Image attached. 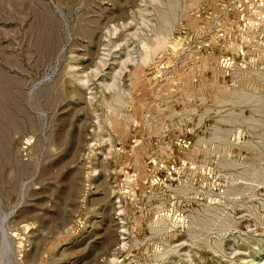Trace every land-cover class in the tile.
<instances>
[{"label":"rangeland","instance_id":"1","mask_svg":"<svg viewBox=\"0 0 264 264\" xmlns=\"http://www.w3.org/2000/svg\"><path fill=\"white\" fill-rule=\"evenodd\" d=\"M0 264H264V0H0Z\"/></svg>","mask_w":264,"mask_h":264},{"label":"bare ground","instance_id":"2","mask_svg":"<svg viewBox=\"0 0 264 264\" xmlns=\"http://www.w3.org/2000/svg\"><path fill=\"white\" fill-rule=\"evenodd\" d=\"M116 91V90H115ZM260 125H258V127H259ZM255 263V262H254Z\"/></svg>","mask_w":264,"mask_h":264}]
</instances>
